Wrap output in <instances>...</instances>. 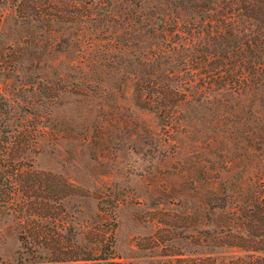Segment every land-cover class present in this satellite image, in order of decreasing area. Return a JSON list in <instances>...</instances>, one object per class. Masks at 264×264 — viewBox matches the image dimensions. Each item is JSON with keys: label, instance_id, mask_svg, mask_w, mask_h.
Listing matches in <instances>:
<instances>
[{"label": "rangeland", "instance_id": "374dc122", "mask_svg": "<svg viewBox=\"0 0 264 264\" xmlns=\"http://www.w3.org/2000/svg\"><path fill=\"white\" fill-rule=\"evenodd\" d=\"M94 1L92 18L52 21L0 5V264H264V248L227 244L247 233L220 198L252 148L208 105L147 88L141 106L149 39L107 46Z\"/></svg>", "mask_w": 264, "mask_h": 264}, {"label": "trees", "instance_id": "16d2710c", "mask_svg": "<svg viewBox=\"0 0 264 264\" xmlns=\"http://www.w3.org/2000/svg\"><path fill=\"white\" fill-rule=\"evenodd\" d=\"M90 1L0 0V5L18 10L22 17L52 21L92 18L90 10L95 7ZM65 6L72 10L59 9ZM94 6L102 11L95 15L109 28L108 36L116 33L107 46L120 50L131 42L141 52V37L149 39L143 59L136 61L148 71L131 73L144 92L141 106L154 109L153 101L144 103L149 101L147 88H154L171 109L193 100L212 108L218 122L221 116L227 122L229 115L231 122L222 131L243 139L252 151L244 158L249 161L246 181L220 183V194L225 192L220 198L230 204L231 227L247 233V237L230 233L226 242L231 247L264 248V0H95ZM165 65L183 72L179 77L173 70L156 71ZM173 75L183 92L164 81ZM239 102L244 103L237 107ZM164 107L155 111L163 114ZM230 162L220 167L223 172L233 169Z\"/></svg>", "mask_w": 264, "mask_h": 264}]
</instances>
